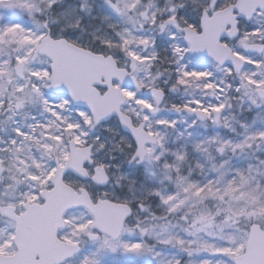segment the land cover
Returning a JSON list of instances; mask_svg holds the SVG:
<instances>
[{
    "label": "snow or ice",
    "instance_id": "obj_1",
    "mask_svg": "<svg viewBox=\"0 0 264 264\" xmlns=\"http://www.w3.org/2000/svg\"><path fill=\"white\" fill-rule=\"evenodd\" d=\"M62 3L0 0V264H264V0ZM114 132L147 187H108Z\"/></svg>",
    "mask_w": 264,
    "mask_h": 264
},
{
    "label": "rangeland",
    "instance_id": "obj_2",
    "mask_svg": "<svg viewBox=\"0 0 264 264\" xmlns=\"http://www.w3.org/2000/svg\"><path fill=\"white\" fill-rule=\"evenodd\" d=\"M68 4H72L74 6L78 5V0H63L62 3V7H67ZM100 4H102V0H96V5L99 6ZM95 14V13H94ZM10 19H19L18 16H9ZM85 25H90L91 27H87L85 29V31L83 33H76L77 36H79L83 42H88L91 37L89 36V32H91L93 30V28L98 24V21H94L92 20L90 17L84 20ZM188 59L193 61V67H196L197 69L200 70H204L207 69L208 71H213L212 69V65L211 62L207 61V60H203L199 57L196 56H190ZM220 75L219 73L216 74V79L217 81L220 79ZM180 96L179 94H173L172 96V101L173 102H178ZM184 99H188V97H183ZM205 103H212L215 104L216 101L213 98L212 100L209 99V97L206 99V101H204ZM264 114V109L261 110H253L251 113L246 112L241 110L240 108H238L236 106V102L233 101V112L232 115H235L237 117V119L241 122H248L249 124H252L253 120H255V125H254V129H264V123L261 122L259 116ZM161 115L164 118H169V119H176L179 120V117H171L169 115L166 114V112L161 113ZM227 115V113H226ZM105 127H113L112 124H108ZM237 127V131H242L239 128V125L236 126ZM184 125L181 124L179 125V130L183 131ZM116 131L120 132V135H123L124 133L122 132V130L117 129ZM193 131V137L195 139H203L206 136L209 135H213V134H218L220 136H229V135H233L230 134L227 130H225L222 127H212L211 125H209L207 128L200 126ZM105 135H108L107 133H105ZM175 133H173L172 137L170 138V145L174 144L175 146H179V144L181 142L176 141L175 139ZM120 137V136H119ZM238 139V137H236ZM257 155H261V153H257ZM101 158L111 164L114 165L115 167H117L120 171V173L123 176L128 177V179L135 181V186L136 188L139 190L141 188V186L143 185L144 187H147L148 184L150 182L145 180V177L143 175V169L140 167L138 169H132L130 171H126V161L124 159V156L122 153H113L111 157L109 156H105V154L101 153L100 154ZM94 190H95V186H94ZM123 192H126V190H122L120 187H116V195H122ZM150 204H152L153 207L156 206L155 202H151ZM90 246H85L82 249V253L80 254V256H78L77 258H75L76 260H78L82 255L88 254L90 251ZM73 264H75V261L73 262ZM102 264H150L149 259L147 257L144 258H136V257H126V256H120V255H106L103 260H102Z\"/></svg>",
    "mask_w": 264,
    "mask_h": 264
},
{
    "label": "clouds",
    "instance_id": "obj_3",
    "mask_svg": "<svg viewBox=\"0 0 264 264\" xmlns=\"http://www.w3.org/2000/svg\"><path fill=\"white\" fill-rule=\"evenodd\" d=\"M103 139L108 144L109 151L105 154L106 156L111 157L113 153H120L115 145H117L120 141V137L117 133H109L108 135H104ZM110 173H111V183L109 184V188L120 187V185H116V178L119 176H123L119 169L114 165L110 164Z\"/></svg>",
    "mask_w": 264,
    "mask_h": 264
},
{
    "label": "flooded vegetation",
    "instance_id": "obj_4",
    "mask_svg": "<svg viewBox=\"0 0 264 264\" xmlns=\"http://www.w3.org/2000/svg\"><path fill=\"white\" fill-rule=\"evenodd\" d=\"M196 57H199V58H201V59H203V60H207V61H209V62H211L210 61V59L208 58V57H206V56H203V55H197ZM126 171H130V170H132V169H138V168H140V166H136V165H130V164H128L127 162H126Z\"/></svg>",
    "mask_w": 264,
    "mask_h": 264
},
{
    "label": "water",
    "instance_id": "obj_5",
    "mask_svg": "<svg viewBox=\"0 0 264 264\" xmlns=\"http://www.w3.org/2000/svg\"><path fill=\"white\" fill-rule=\"evenodd\" d=\"M206 55V54H205ZM176 114V113H175Z\"/></svg>",
    "mask_w": 264,
    "mask_h": 264
}]
</instances>
